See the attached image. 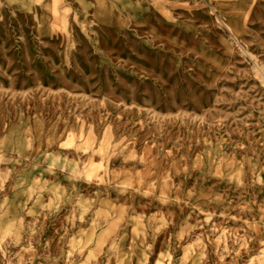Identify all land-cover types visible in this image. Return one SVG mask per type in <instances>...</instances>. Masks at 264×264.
Wrapping results in <instances>:
<instances>
[{
	"label": "rangeland",
	"instance_id": "obj_1",
	"mask_svg": "<svg viewBox=\"0 0 264 264\" xmlns=\"http://www.w3.org/2000/svg\"><path fill=\"white\" fill-rule=\"evenodd\" d=\"M0 264H264V0H0Z\"/></svg>",
	"mask_w": 264,
	"mask_h": 264
}]
</instances>
